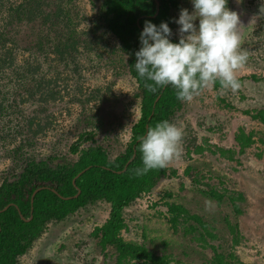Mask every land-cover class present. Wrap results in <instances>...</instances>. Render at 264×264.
<instances>
[{"label": "trees", "instance_id": "1", "mask_svg": "<svg viewBox=\"0 0 264 264\" xmlns=\"http://www.w3.org/2000/svg\"><path fill=\"white\" fill-rule=\"evenodd\" d=\"M68 2L20 0L8 10L0 28V161H6L0 175V264H18L19 257L30 250L50 223L68 222L74 214L89 213L93 207L103 208L100 203L107 204L108 211L104 220L100 219L93 226L91 235L101 250L107 247L114 250L113 264H255L239 260L232 250H218L222 248L221 244L215 246L209 241L219 237L215 232L216 226L187 209L176 192L159 187L165 178L181 176L184 177L183 183H188L193 191L215 200L218 205L226 199L236 218L244 212L240 206L245 200L242 191L229 190L220 174L215 175L217 182L211 181L213 177H206L191 164L195 157L202 155L201 144L183 135L185 149L181 161L185 162V166L181 175L177 167L171 165L163 170H151L140 177L134 176L131 171L142 167L141 153L137 148L146 132V125L148 130L156 123L168 120L180 127L189 103L179 101L171 85L156 93H150L144 87L145 82L134 67L135 52L141 46L140 33L145 21L157 26L166 22L173 33L170 40L178 43L179 25L174 20L179 18L182 8L190 13L193 11L191 0H157V13L156 0H90L96 10L86 30H78L76 24L73 25L74 7L66 5ZM227 7L234 11L235 0H228ZM260 7L258 5L257 8L261 18L259 30L256 31L258 39L253 44L264 51V13H260ZM195 23L198 26V20ZM24 26L29 32L22 31ZM238 32L241 36L239 27ZM108 33L116 38L117 48L114 50L124 59L128 73L136 84L133 98L138 101L139 117L131 126L129 140L123 149L119 148L117 139L108 138L110 142L106 144L96 140V132L107 138L112 124L94 114V119L86 116L82 119L85 124L78 123L81 124V131L77 139L68 145L67 151L52 146L46 152H36V137L42 135L45 122L40 123L35 115L25 112L28 109L32 113L37 110L36 92L44 81L41 73L44 70L43 58L53 54L57 62L64 66L63 69L77 72L76 59L79 54H94L96 48L105 47L104 36ZM21 46L28 56L17 59L16 51ZM51 68V64L45 67L47 71H51ZM237 78L241 82L245 78L257 81L264 77L250 74L249 77ZM211 89L218 101L231 107L218 83ZM95 91L91 99L101 101L109 98L98 95L99 90ZM21 95L25 99H21ZM47 97H37V100L41 98L46 101ZM24 100L28 103L25 109L21 108ZM38 105L41 112L46 110L45 103ZM243 111L258 120L261 127L248 132L239 127L234 133L240 154L256 142L264 145V105L259 109ZM89 126L94 127L89 129ZM59 141L56 140V143ZM219 150L229 159L234 158L232 150ZM37 188L40 189L31 202L32 193ZM143 199L148 200L150 207H155L153 216L160 223L167 224L174 233L183 230L184 234L190 235L189 241L195 240L204 248L209 246L212 255L200 263L172 262L174 259L171 255L153 251L144 241L126 239L125 234L129 231L125 210L133 206L138 208ZM225 222L232 232L233 247L238 242L239 224L237 221L233 225L228 220Z\"/></svg>", "mask_w": 264, "mask_h": 264}, {"label": "rangeland", "instance_id": "2", "mask_svg": "<svg viewBox=\"0 0 264 264\" xmlns=\"http://www.w3.org/2000/svg\"><path fill=\"white\" fill-rule=\"evenodd\" d=\"M19 1L0 0V28L8 10ZM66 5L74 7L73 25L76 24V29L86 30L96 10L90 0H69ZM258 5H264V0H235L234 11L240 18L241 48L249 55L245 66L237 71V77H249L250 74L264 77V51L253 44L258 39L256 31L261 22ZM22 31L28 30L24 26ZM104 37L106 46L96 48L94 54L81 51L82 55L79 54L76 59L77 72L63 69L64 66L57 62L53 54L43 58L44 70L41 73L44 81L38 93L36 92L37 110L32 113L28 109L25 112L35 115L36 121L45 122L42 135L36 137V152H46L52 146L58 147L60 151H67L68 145L77 139L81 124H85L82 119L86 116L93 118L94 114L112 124L109 127L110 135L103 138V134L96 132V140L106 144L110 142L108 138L117 139L120 149L128 141L130 127L139 117L138 101L133 98L136 84L128 73L124 59L114 50L117 48L116 38L111 33ZM23 46L16 51L17 59L28 56ZM48 64L52 66L51 71L45 69ZM241 84L242 88L235 93L223 92L231 107L218 101L211 88L205 89L187 104L188 110L179 128L183 135L193 138L196 144L203 147L202 155L195 157L191 164L206 177H213L211 181L217 182L215 175L220 174L229 190L242 191L245 200L240 206L244 212L236 218L226 199L218 205L215 200L193 191L188 183H183L184 177L181 176L167 177L159 187L161 190L176 192L187 209L216 226L215 232L219 237L209 241L215 246L221 244L222 248L218 250H232L239 260L264 264V145L256 142L240 154L234 139V133L239 127H243L246 132L256 131L261 127L258 120L243 110L259 109L264 105V78L257 81L245 78ZM95 90H99L98 95L109 98L101 101L91 99V95L96 94ZM44 96H48L46 101L41 99ZM37 97L41 98L37 100ZM22 98L25 99V96L21 95ZM86 99L91 100L87 102ZM44 103L46 110L41 112L38 104ZM27 104L24 100L21 108H27ZM93 127L89 126V129ZM56 140L60 141L56 143ZM220 148L232 150L234 158L222 155ZM182 149H185L183 144ZM181 159L182 156L169 164L176 166L180 175L185 166ZM5 166L6 161H0V175ZM100 204L103 208L93 207L89 213L74 214L68 222L62 220L50 223L30 250L19 257L18 264H113L114 250L110 247L101 250L97 240L91 235L93 226L100 219L104 220L105 212L108 211L107 204ZM137 207L125 210L129 231L125 234L126 239L144 241L153 251L171 255L174 259L172 262L180 260L200 263L212 255L209 246L204 248L195 240L189 241L190 235L184 234L183 230L174 233L167 224L160 223L153 216L156 209L149 206L148 200L143 199ZM225 220L232 225L236 221L239 224L238 242L233 247L232 232ZM162 239L166 244L161 242Z\"/></svg>", "mask_w": 264, "mask_h": 264}, {"label": "clouds", "instance_id": "3", "mask_svg": "<svg viewBox=\"0 0 264 264\" xmlns=\"http://www.w3.org/2000/svg\"><path fill=\"white\" fill-rule=\"evenodd\" d=\"M191 3L193 11L182 8L174 20L179 25L178 43L170 40L173 33L168 23L157 26L145 21L139 36L141 46L135 52L136 72L148 92L156 93L171 85L176 98L186 103L217 83L224 92H237L242 84L236 73L249 59L241 48L239 15L228 9V0ZM260 13H264V5ZM182 142L183 131L175 123L163 120L149 127L137 148L142 167L131 170L132 174L140 177L167 168L182 156Z\"/></svg>", "mask_w": 264, "mask_h": 264}, {"label": "water", "instance_id": "4", "mask_svg": "<svg viewBox=\"0 0 264 264\" xmlns=\"http://www.w3.org/2000/svg\"><path fill=\"white\" fill-rule=\"evenodd\" d=\"M156 5H157V9H156V13H157V11H158V2H157V0H156ZM156 13H155V14H156ZM146 133H147V125H146V132H145L144 135H146ZM144 135H143V136H144ZM143 136H142V137H143ZM131 159H132V158H131ZM131 159H130V160H131ZM130 160H129V161H130ZM129 161H128V162H129ZM128 162L126 163L125 166H127ZM125 168H126V167H125ZM40 188H41V187H40ZM40 188L35 189L34 192L32 193L31 202L33 201V196H34V194H35ZM78 192H79V190H78ZM6 207H7V206H6ZM6 207H5V208H6ZM5 208H4V209H5ZM4 209H3V210H4ZM30 218H31V215H30ZM30 218H28V219H26V220H29Z\"/></svg>", "mask_w": 264, "mask_h": 264}]
</instances>
